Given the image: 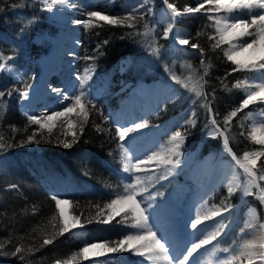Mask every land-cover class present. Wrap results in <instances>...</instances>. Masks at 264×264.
<instances>
[{"label": "trees", "instance_id": "obj_1", "mask_svg": "<svg viewBox=\"0 0 264 264\" xmlns=\"http://www.w3.org/2000/svg\"><path fill=\"white\" fill-rule=\"evenodd\" d=\"M159 1L172 3L182 12L187 7H198L202 2ZM203 2L205 6L199 13L184 14L175 22L189 38L190 45H199L197 49L187 45L190 50L187 53L180 49L172 51L170 42L163 37L164 27L156 15L149 13H136L133 28L112 26L103 21L92 22L98 25L95 27L80 28L77 34L79 46L72 52L78 63L75 72H80L86 66L85 62L91 60L98 75L115 86L108 93L86 99L91 100L95 108L89 105L86 123L81 118L75 119L74 141L72 132L63 136L53 128L49 135L47 130L31 124L19 110L20 98L36 75L37 59L49 52V38L57 36L61 30L60 23L49 17L38 0H0V9H3L0 11V54L10 57L6 64L24 68L21 81L0 72V92L4 93L0 103L5 106L0 109V143L6 145L0 149V264H126L115 256L91 261L79 255L86 244L94 242L116 246L129 232L127 226L99 224L108 217L110 209L106 205L124 192L120 174V142L107 113L116 105L115 89L169 77L171 65L178 59L189 61L194 76L203 85L204 99L191 103L190 97L180 96L154 123L164 122L181 113L179 109L184 104V110L192 107L195 114L194 124L184 129V146L190 152L196 150L198 161L213 153L217 146L215 139L202 135L210 118L215 119L227 135L231 152L237 159L242 160L245 152H264V144H257L251 138V116L260 110L264 113V104L251 103L241 109L249 89L234 87L238 81L250 83L255 72L233 71L236 66L224 56L228 45L213 47L216 40L209 37L216 36L215 25L208 17L226 13L209 11L213 5L207 0ZM122 4L123 0H73L78 12L99 11L121 18L130 14ZM73 20H84V17L76 14ZM145 25L150 30L148 35H144ZM151 43L158 54L148 47ZM123 58H129L130 63L123 65ZM166 67L169 69L167 72ZM49 82L55 88L62 85L58 79ZM233 111L237 114L226 125L225 120ZM34 132L41 142L26 143ZM63 142L72 146L65 148ZM29 148L37 151L31 152L27 150ZM254 171L259 189H264V180H259V176L264 175V155L257 160ZM53 196L70 201L69 212L74 219L79 218L80 225L85 226L82 231L60 234L64 224ZM220 199L230 203L232 208L231 224L221 239V246H233L243 239V233L247 232L245 220L248 211L255 212L258 222L264 224V202L256 192L241 195L240 188L231 194L216 191L213 202L218 203ZM45 238L51 239L52 243L43 244ZM17 247H21L22 252L12 255Z\"/></svg>", "mask_w": 264, "mask_h": 264}, {"label": "rangeland", "instance_id": "obj_2", "mask_svg": "<svg viewBox=\"0 0 264 264\" xmlns=\"http://www.w3.org/2000/svg\"><path fill=\"white\" fill-rule=\"evenodd\" d=\"M38 1L42 3V0ZM69 2L73 4V0H69ZM142 2L143 0H123L122 8L128 13H132L135 8L134 14L149 13L150 15H156L158 22L164 27V33L170 20V12L167 9V4L160 3L159 0H146V3L141 7L140 5ZM46 11L51 19L60 23L61 30L56 37L49 38V41H51L49 52L42 55L40 59H37L38 69L27 91H29L37 81L41 73V62L52 52L55 44L54 39L58 38L61 32L65 33L64 39L60 44L62 47L59 50V55H63V57L58 59V65L48 69L49 71L46 73L44 86L47 92L36 100L24 99L23 95L21 96L19 110L27 119L29 115L40 117L43 114L51 115L53 111H63L65 106L71 103L70 100H62L57 93L52 91L55 87L50 85V80L58 79L62 84L58 89H60L64 95L71 97L79 93V78L83 77L87 70L90 79L87 80L85 85L87 89L85 100L94 99L97 94L108 93V91L115 86L114 84L107 83L98 75L96 67L91 60L85 62L86 66L81 69L80 72H75L78 63L76 62L77 59L72 55V52L79 46L77 34L78 32L80 33V28L82 27L83 29L84 27L83 23L77 24L76 21L88 20L87 13L78 12L75 7L61 8L59 6L55 7L52 11H48L47 9ZM76 14H81L84 20L74 21L73 16ZM254 14H264V9H256L254 10ZM65 15H68V20H65ZM230 15H242L246 19L250 18V14L246 9L237 10ZM177 19H179V17H177L176 20ZM94 21L95 20L92 22ZM182 37H185L184 33L174 23L173 32L169 33L168 38L164 39L170 42L172 51L180 49L182 53H187L190 51L187 45L181 46L177 42L178 39ZM242 42L243 40L236 41V43ZM148 47L154 49L152 43ZM244 55L246 56L247 53ZM122 62L123 65H128L130 60L129 58H123ZM6 67L11 69V71L5 70L0 72H4L16 81H21L23 79L24 68L9 64H6ZM193 72V68L188 60L178 59L172 63L169 77L153 80L149 83L143 82L134 87L130 86V84L122 85L123 87L115 89L114 99H116V105L113 109L108 111L107 115L115 128L118 126L133 127L134 124L147 122L148 126L146 128L131 133L124 141V146L128 149L129 155L133 157V162H135L136 158H145L150 156L153 152L166 153L167 149L171 147L170 138L172 133L176 130H180L183 133L184 143L180 149L183 155L180 157V166L174 169L175 174L169 176L166 180H160L155 184V187L149 188V192L152 194L157 192L160 193V195L156 196V199H147L146 197L149 193H144L143 197L138 196L137 199L142 200L143 203L141 206L147 208L146 214L149 216V225L152 227L153 231L157 233L158 237L162 238V242H167L166 247L169 249L170 255L174 258L173 264H178V261L182 260L183 257L187 255V249H190L193 243H198L199 240L209 235L218 227L221 231L217 239L193 253V256L189 257V264H223L224 261L228 260L230 255L238 251L244 240L252 239L259 234L261 231L259 225L262 223L258 222L255 212L252 210L248 211L245 220L247 232L243 233V239L233 246H221V239L224 237L223 235H225L231 224L232 217H230V213L232 208L230 203L222 199H220L218 203L213 202V197L215 198L216 191L229 194V186L233 187L235 189L234 191L240 188L241 195H248L245 194V190L248 188V177L243 169L237 165L236 160L233 159V154H229L224 150L223 137L217 136L216 138H212L210 135L213 130V125L211 123L212 118H210V121L203 128L202 135L204 138L215 139L217 146H215L213 153L206 155L200 161H198L199 158L195 154L196 150L190 152L184 146L186 137L184 129L192 125L187 124L186 121H195L192 107L184 110L186 105L184 106L183 104L179 109L181 113L173 115L171 119L165 120L164 122L154 123L156 118L162 117V113H164L166 107L176 102L180 96L190 97L191 103H197V100L204 99L202 98L203 96L196 97L194 92H190L183 87L181 83H177L172 79V74H174L179 77L181 81L189 83V87H191L192 83L198 80ZM254 72L255 74L252 80L248 83L253 87L247 88L249 89L247 90L248 92L255 91L256 84L264 83V70ZM189 76L192 77L191 82L188 81ZM257 102L264 104V101L257 100L255 103ZM201 103L204 104L203 102ZM187 105L193 106L188 102ZM199 106H201L200 102ZM70 118L73 121L78 119L75 112L70 114ZM55 123V129L63 136L69 135L74 128L69 129L63 121ZM262 123H264V113L260 110L251 116L252 130L254 126L259 128ZM35 126L40 129L39 125ZM257 138H260L259 135H257ZM27 150L31 152L37 151V149L34 148H29ZM120 154L122 159L120 174L125 190V186L129 182L134 181L129 173H125L122 170L124 160L121 148ZM146 167L150 170H155L157 173L163 171V167L156 168L155 162ZM138 174L144 175V173ZM149 174H151V172H149ZM252 192H256L258 197L261 195L260 189L256 187L251 189V193ZM122 194H124V192ZM224 209H227V211H224ZM216 210L221 211L220 216L213 217L210 220L203 219L205 215ZM58 212L63 224H67L69 231L80 232L84 229L85 226L80 225L77 220L71 216L69 204H67V208L63 209L61 205V209ZM60 212H62L63 215H61ZM197 216L201 217L202 223L198 224L197 227L193 229L192 222L195 221ZM110 217L111 219H109ZM104 220H108L109 222H100L99 224H113L114 226L120 227L122 225L123 227L127 226V229H129L127 235L134 234L137 231V229L131 227L133 221L125 212H121L120 215H115L114 211L110 209L108 217ZM250 224H255L256 228H249L248 225ZM73 225H75V227H73ZM95 243L100 242L86 244L85 246ZM224 249H228L229 251L225 252ZM99 250L102 254L93 255L89 253L88 258L84 259L92 261L107 256H115L126 264H149L147 260L135 255L133 251L109 252L105 249ZM156 264H165V262L157 261ZM233 264H247V261H236L233 262ZM254 264H264V261L257 258L254 260Z\"/></svg>", "mask_w": 264, "mask_h": 264}, {"label": "snow or ice", "instance_id": "obj_3", "mask_svg": "<svg viewBox=\"0 0 264 264\" xmlns=\"http://www.w3.org/2000/svg\"><path fill=\"white\" fill-rule=\"evenodd\" d=\"M44 7L48 11H52L55 7L59 6L61 8L74 7L75 5L71 4L69 0H42ZM146 0H143L141 7H143ZM208 4L213 5L209 11L215 12H224L226 15L219 16H209L208 19L214 21L216 36L209 37V39L216 40V43L213 47H220L222 44L228 45V48L224 49V56L236 67L233 71H256L260 72L264 70V14H254L256 9H264V0H207ZM22 6V5H14ZM204 2L200 3L198 7H187L182 11L178 10L172 3H167V9L170 12V20L167 29L164 32V38H168L169 33L173 32V25L177 17H180L184 14L190 13H199L204 8ZM248 10L250 18H244L242 15H230L237 10ZM3 11V9H0ZM135 8L133 12L124 17H118L113 15H105L99 11H90L87 13L88 20L86 21H76L77 24L83 23L85 29L95 27L92 23L95 21H103L108 25L112 26H126L129 28L135 27L133 21L136 20ZM146 32L144 35H148L149 31L147 25H145ZM139 35V33H137ZM218 37V39H216ZM249 38V39H244ZM242 43H236V41H241ZM178 44L181 46L190 45L189 38L182 37L178 39ZM191 48H199L198 44L192 43ZM154 54H158L157 49H153ZM247 53L245 56L244 54ZM201 55H203V50L201 49ZM10 57H6L0 54V71H11L6 67V61ZM88 59H93L89 57ZM203 64V60L201 61ZM165 71H169L166 67ZM171 74V73H170ZM207 74V70H205ZM80 91L74 96L64 95L60 89L53 88L52 91L57 93L62 100H70L71 103L66 105L63 111H53L51 115L43 114L40 117L35 115H29L28 120L31 124L39 125L40 129H47L49 135H51L53 128L56 127L58 121H63L69 129L75 126V121L70 118V114L75 112L78 118L82 119L83 123H86L89 118V105L92 108H95V105L92 104L91 100H85L87 95V89L85 87L86 82L90 79L87 70L85 75L80 77ZM172 79L177 83H181L183 87L188 89L190 92H194L196 97L203 95L202 88L203 85L199 80L192 83V86L189 87V83L181 81L179 77L172 74ZM188 81H192V77H188ZM234 87L236 88H251V84L246 82L238 81ZM255 91H249L247 98L243 100L240 108H246L249 104L255 103L257 100L264 101V83L256 84ZM10 94V93H9ZM4 96L3 92H0V98ZM23 98L28 99L27 92L23 93ZM5 106L0 103V109H3ZM209 112L211 108L209 107ZM236 111L231 112V116L225 120V124H230L231 117L236 116ZM193 115H195L193 113ZM187 124H194V121L187 120ZM213 130L210 133L212 138L217 136L223 137V148L229 154H232L231 148L229 147V139L227 135L224 134L219 126L216 124V120L212 119ZM147 122L134 124L133 127H116L115 134L118 138L120 144L119 147L122 150L123 156V167L122 170L125 173H129L134 182H129L125 186L124 194L113 199L110 204H107L106 207L112 209L115 215H120L121 212L127 213L131 217L133 223L131 227L137 229L136 233L127 235L124 239L120 240L116 246L109 247L107 242L105 243H95L88 246H85L80 250L79 255L87 259L88 254L95 249H105L109 252H124V251H133L137 256L143 257L144 260H147L149 264H156L157 261H164L165 264H173L174 258L170 255L169 249L166 247V241L162 242V238L157 236V233L153 231L152 227L149 225V216L146 214L147 208L142 207V200H138L137 197H143L144 193H149L146 197L147 199L154 200L157 195H160L159 192L152 194L149 192L150 187H155V184L160 180H166L169 176L174 175V169L180 166V157L183 153L180 151L182 144L184 143V135L180 130H176L172 133L170 138L171 147L167 149L166 153L153 152L150 156L145 158H136L133 162V157L129 155L128 149L124 146V141L130 136L131 133L139 131L146 128ZM83 130L82 127L80 129ZM36 133L34 132L30 135L26 143H40V139H36ZM259 135L260 138H257ZM73 140L76 139V132H72ZM251 138L257 144H264V123H262L259 128L256 126L253 127ZM2 139V137H0ZM42 139V137H41ZM6 145L0 143V149H3ZM10 146V145H9ZM72 145L68 142H63V147L70 148ZM264 155V152H245L243 154V159H237L233 154V159L236 160L237 165L243 169L244 173L248 177V188L245 190V194H251V189L253 187L259 188L257 183V174L254 171L257 167V160L260 156ZM155 162L156 168L163 167V171L157 173L155 170H150L146 166ZM151 172V174H149ZM138 173H144V175H139ZM136 174V175H133ZM259 180H264V175L259 176ZM235 189L229 186L228 191L231 194ZM261 195L260 199L264 202V189H260ZM55 200L56 209L60 211L61 205L69 204L70 201L66 199H58L53 196ZM227 211V209H224ZM63 215L62 212H60ZM221 211L216 210L205 215L203 219H212L213 217L220 216ZM77 222L79 218L77 217ZM111 219V217L109 218ZM103 223H108V220L102 221ZM202 223L200 216H197L194 222H192V228L195 229L198 224ZM75 227V225H73ZM249 228L255 229V224L248 225ZM261 231L259 234L254 236L252 239H246L240 245L238 251L230 255L227 261H224L223 264H233L236 261H247V264H254V260L259 258L264 261V224L259 225ZM69 231L67 224L60 228L59 232L63 235L64 232ZM221 229L218 227L213 230L209 235L205 236L203 239L199 240L198 243H193L190 249H187V255L183 257L182 260L178 261V264H189V257L193 256L198 249L204 247L205 245L211 244L217 237L220 235ZM52 243V240L45 238L43 244L47 245ZM31 251V250H29ZM225 252H228V249H224ZM22 248L17 247L15 252L12 255L21 253ZM102 254V253H97ZM23 259V257H21ZM75 259V257H73Z\"/></svg>", "mask_w": 264, "mask_h": 264}, {"label": "bare ground", "instance_id": "obj_4", "mask_svg": "<svg viewBox=\"0 0 264 264\" xmlns=\"http://www.w3.org/2000/svg\"><path fill=\"white\" fill-rule=\"evenodd\" d=\"M64 18H65V20H68V15H65ZM64 35H65V33L61 32L60 35L58 36V38L54 39L55 44L53 46L52 52L49 54V56L46 59H44L41 62V73L39 74L38 79L35 82V84H33L31 89L29 91H27L28 100H36L40 96H42V94L47 92L46 91L47 89L44 86V80L46 77V73H47V71H49L48 69H51L54 66L58 65V59H60V57H63V55H59V50L62 47V45H60V44L64 39ZM141 96L144 97L143 95H141ZM63 208H67V204L62 205V209ZM97 253H100L99 249H95L92 252H90V254H93V255H98Z\"/></svg>", "mask_w": 264, "mask_h": 264}, {"label": "water", "instance_id": "obj_5", "mask_svg": "<svg viewBox=\"0 0 264 264\" xmlns=\"http://www.w3.org/2000/svg\"><path fill=\"white\" fill-rule=\"evenodd\" d=\"M47 80V79H46Z\"/></svg>", "mask_w": 264, "mask_h": 264}]
</instances>
